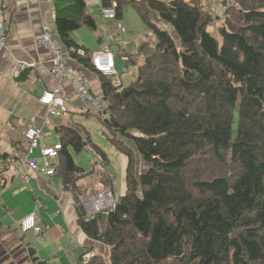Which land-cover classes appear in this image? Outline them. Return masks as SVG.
I'll return each instance as SVG.
<instances>
[{
	"label": "trees",
	"instance_id": "obj_1",
	"mask_svg": "<svg viewBox=\"0 0 264 264\" xmlns=\"http://www.w3.org/2000/svg\"><path fill=\"white\" fill-rule=\"evenodd\" d=\"M221 2L214 24L200 0H100V8L114 6L116 23L129 8L146 32L136 50L120 53L137 70L127 86L117 69L96 71L93 50L75 57L99 77L105 117L91 112L126 156L124 195L77 217L84 234L109 249L108 261L89 246L80 264H264V0ZM85 9L73 0L58 10L65 47L79 46L72 31L96 28ZM60 132L53 174L75 197L99 187L113 193V175L95 163L84 170L72 156L88 148L107 160L89 132ZM91 175L93 184H77Z\"/></svg>",
	"mask_w": 264,
	"mask_h": 264
},
{
	"label": "crops",
	"instance_id": "obj_2",
	"mask_svg": "<svg viewBox=\"0 0 264 264\" xmlns=\"http://www.w3.org/2000/svg\"><path fill=\"white\" fill-rule=\"evenodd\" d=\"M200 1L205 3V0ZM221 1L215 0L212 10L222 14ZM72 2L0 0V20L4 18L6 21L7 38L6 46L0 49V264H38L44 261L49 264H80V260L89 255V246L93 248V253L102 255L109 250L102 243L88 238L79 227L78 215L89 217L91 214L81 204L79 196L75 197L63 185V179L55 174L48 176L30 169L25 164L28 142L24 133L29 123L42 126L47 144L58 142L62 127L72 126L88 131L92 141L105 152L107 160L102 162L90 149L85 148L86 155L83 154L85 152H72L76 164L87 170L95 163L96 172L104 170L106 174L113 175L112 190L116 197L124 195L126 190V156L107 142L101 132L95 135L94 128L84 121L87 115H92V108L79 98L72 84L66 78L60 81L68 111L66 115H48L46 107L39 101L42 92L52 89L56 81L48 72L52 66V53L44 45L37 44L35 37L40 34L43 25L55 27L58 10ZM84 2L85 11L95 19L96 35L89 45L84 44L77 39L79 32L87 29L81 26L70 33L73 41L89 50H112L113 44L118 43L124 50L117 53L125 54L126 44L118 42L115 37L120 31L117 23L103 19L100 0L92 1L91 6L87 0ZM206 3L209 7L210 2L207 0ZM100 26H104L105 30ZM122 34L126 36L128 33ZM53 38L62 44L56 28ZM18 60L28 62L30 66L17 77H12L10 70ZM70 65L75 71L85 72L92 91L101 96L99 77L75 59ZM53 163L57 164V160ZM94 181L97 180L91 175L81 178L77 184L87 186ZM30 213L36 215L44 235L21 230L20 221Z\"/></svg>",
	"mask_w": 264,
	"mask_h": 264
},
{
	"label": "built area",
	"instance_id": "obj_3",
	"mask_svg": "<svg viewBox=\"0 0 264 264\" xmlns=\"http://www.w3.org/2000/svg\"><path fill=\"white\" fill-rule=\"evenodd\" d=\"M188 1V0H186ZM232 0H225L226 5H229ZM101 15L104 19L112 20L116 16L114 6L100 8ZM215 17V15L213 14ZM119 27H123L121 21L117 22ZM55 28L52 25H43L39 35L35 37L37 44L44 45L52 53V66L48 72L56 81L52 89L42 92L39 101L46 107V111L50 116H64L67 114V107L62 96V87L60 81L66 78L74 87L79 98L91 105L96 112L104 118V100L102 96L94 93L90 87V81L85 72L75 71L70 65V62L76 56H85L87 52L84 47H64L53 38ZM122 32L124 28H122ZM6 21L4 18L0 20V49L6 46ZM91 63L97 72L103 75L116 74L115 63L112 52L107 48L93 50L90 54ZM126 60V56H122ZM29 66L25 61L18 60L10 70L12 77H17L19 73ZM119 80H116L117 85ZM24 136L28 142L27 156L25 164L33 170H39L42 173L51 176L54 173L53 161L58 157L61 144L59 142L47 144L44 142L45 133L42 126L39 124L29 123L26 126ZM41 161V164H40ZM23 179L26 177L23 175ZM81 204L86 210L92 214L96 211H102L113 207L117 197L109 190L102 189L97 192L79 197ZM23 232L31 230L34 234L44 235L41 227L37 223V218L34 213L26 215L19 224Z\"/></svg>",
	"mask_w": 264,
	"mask_h": 264
},
{
	"label": "rangeland",
	"instance_id": "obj_4",
	"mask_svg": "<svg viewBox=\"0 0 264 264\" xmlns=\"http://www.w3.org/2000/svg\"><path fill=\"white\" fill-rule=\"evenodd\" d=\"M87 1L91 6L92 5L91 2L95 1V0H87ZM208 1L210 2L209 7H208V5H206L207 0L204 1L206 3V4L205 3L204 4L206 5L208 11L213 13L216 16H221L222 15L221 13H217L216 11L212 10L213 6H214L213 3L215 0H208ZM222 6L224 8V5L221 4V9H222ZM91 9L93 11L95 10L94 7H92ZM123 14H124V16H123L124 18L122 19L123 27H119V25H117V27L121 32H122V28H124V31L125 32L127 31L128 34L126 36H124L122 33H125V32L121 33L119 31L116 33L117 36H115V37L119 40L118 42H122V43L126 44L125 49L127 48V50L129 52H132L133 50L137 49L138 39L144 32H146V28L144 26H142V24L139 22V20L137 18H135V14L133 12L129 11V8L128 9L125 8ZM216 16L213 18L214 24H218L220 22V20ZM103 27L104 26H100V28H103ZM208 27H209V30L212 31L213 26H208ZM103 29L105 30V28H103ZM119 34L121 37L119 36ZM95 35H96V31L94 29L88 30V28H87V29H84L83 32L82 31L79 32L77 39L81 40V42H83L84 44L89 45L90 41L95 37ZM122 49L123 48L118 43H114L112 50H110V51L113 54L115 67L117 69V73H119V78L122 81V86H126L130 82H132L136 79V66L134 64L125 65L120 54L117 53L118 50H120V52H122ZM29 66H30V64H29ZM29 66H27V67H29ZM26 68H24V69H26ZM87 116L88 117H86V119L84 121L86 123L90 124L91 127L94 128L95 135L98 134V131L102 132L105 129L104 126L102 125L100 119L96 115H94V113H92V115H87ZM234 126H235V124H234ZM234 126H233V129H234ZM233 135H234V132H233ZM82 152H85L83 154L86 155V151H84V150L79 152V154ZM120 155H121V157L123 156L122 154H120ZM142 168H143V165H141V169ZM118 181H119V178H117L116 183H118ZM100 255L102 256V258L106 262L108 261L107 260L109 257L108 251L106 254H104V255L100 254Z\"/></svg>",
	"mask_w": 264,
	"mask_h": 264
},
{
	"label": "bare ground",
	"instance_id": "obj_5",
	"mask_svg": "<svg viewBox=\"0 0 264 264\" xmlns=\"http://www.w3.org/2000/svg\"><path fill=\"white\" fill-rule=\"evenodd\" d=\"M55 28V27H54ZM187 63V62H186Z\"/></svg>",
	"mask_w": 264,
	"mask_h": 264
}]
</instances>
